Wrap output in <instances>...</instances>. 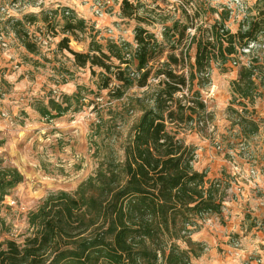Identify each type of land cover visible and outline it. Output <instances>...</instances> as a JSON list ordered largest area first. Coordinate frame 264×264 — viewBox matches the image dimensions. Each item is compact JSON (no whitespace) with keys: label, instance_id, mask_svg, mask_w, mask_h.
Here are the masks:
<instances>
[{"label":"rangeland","instance_id":"rangeland-1","mask_svg":"<svg viewBox=\"0 0 264 264\" xmlns=\"http://www.w3.org/2000/svg\"><path fill=\"white\" fill-rule=\"evenodd\" d=\"M128 1L136 8L132 18L123 17V0H0V177L7 170H17L23 177L0 200L1 243L23 245L34 233L31 215L50 196L74 195L103 163L123 160L131 128L152 104L158 86L159 80L151 78L145 88H119L122 84L104 70L76 66L73 55L58 47L63 38H70V48L79 53L89 52L95 39L103 46L129 43L133 54L137 27L167 44L165 27L185 22V12L196 27H209L222 14L228 16L225 25L237 33L258 11V0ZM96 8L104 13L102 17ZM71 13L87 24L85 34L77 32V38L63 30ZM10 19L23 21V27H15ZM195 33L191 27L187 39ZM25 36L35 52L24 47ZM189 54L194 62L195 46ZM238 62L225 68L213 65L211 84L194 89L200 90L212 118L206 128L181 130V138L196 149L195 169L206 172L210 181L229 183L226 201L230 204L224 206L223 216L199 220L193 229L192 239L207 248L194 264H264V78L260 69L264 48L242 55ZM242 65L259 67L255 102H247L259 129L249 139L233 124L236 115L230 110L243 108L233 101L231 87ZM128 69L137 79L134 60ZM76 94L78 99L73 98ZM50 101L67 110L57 114ZM44 108L51 116L39 112Z\"/></svg>","mask_w":264,"mask_h":264},{"label":"trees","instance_id":"trees-1","mask_svg":"<svg viewBox=\"0 0 264 264\" xmlns=\"http://www.w3.org/2000/svg\"><path fill=\"white\" fill-rule=\"evenodd\" d=\"M256 5L257 16L237 33L227 28L228 16L223 14L209 27H196L194 18L185 12V22L174 21L165 27L167 44L137 27L133 54L129 43L103 46L92 39L89 52L79 53L70 48V38L60 41L59 49L70 52L76 66L104 70L122 84L119 88H145L151 78L159 80L158 86L152 104L131 128L123 160L103 163L96 176L74 195L50 196L31 215L34 233L23 245L0 242V264H194L205 253L206 245L192 239L193 229L199 220L223 216L229 183L210 181L206 172L195 169L196 149L181 138V130L191 126L204 130L212 119L200 90L194 89L211 84L213 65L238 64L250 43H264V0ZM135 13L134 5L123 0V17L132 18ZM71 14L66 17L64 32L74 37L77 32L85 34L86 22ZM9 22L20 28L24 24L15 19ZM191 27L196 33L187 39ZM185 40L186 45L176 54ZM22 42L29 52H35L26 36ZM194 46L192 62L189 53ZM131 60L136 62L137 79L128 69ZM258 68L242 65L231 85L233 101L243 107L242 111L230 109L236 115L233 124L242 128L246 139L259 129L247 105L255 102ZM65 98L69 102L70 98ZM73 98L78 99V94ZM50 109L57 114L67 110L54 101H50ZM39 112L51 116L47 108ZM22 181L17 170L4 171L0 200Z\"/></svg>","mask_w":264,"mask_h":264},{"label":"built area","instance_id":"built-area-1","mask_svg":"<svg viewBox=\"0 0 264 264\" xmlns=\"http://www.w3.org/2000/svg\"><path fill=\"white\" fill-rule=\"evenodd\" d=\"M95 13L100 17L104 15V13L99 8L95 9ZM261 47L264 48V43L252 42L247 48L243 49L242 52L244 54H250L253 50H259Z\"/></svg>","mask_w":264,"mask_h":264},{"label":"crops","instance_id":"crops-1","mask_svg":"<svg viewBox=\"0 0 264 264\" xmlns=\"http://www.w3.org/2000/svg\"><path fill=\"white\" fill-rule=\"evenodd\" d=\"M261 74H262V75H261L262 78H264V68H263V72H262ZM199 172H200V171H199ZM226 204H227V205L230 204V201H229V200L226 201V202L224 203V206H225ZM261 211H262V210H261Z\"/></svg>","mask_w":264,"mask_h":264}]
</instances>
